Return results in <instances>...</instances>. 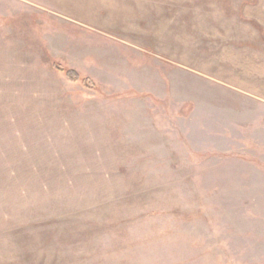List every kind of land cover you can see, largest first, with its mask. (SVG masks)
<instances>
[{"label": "rangeland", "instance_id": "374dc122", "mask_svg": "<svg viewBox=\"0 0 264 264\" xmlns=\"http://www.w3.org/2000/svg\"><path fill=\"white\" fill-rule=\"evenodd\" d=\"M0 264H264V0H0Z\"/></svg>", "mask_w": 264, "mask_h": 264}, {"label": "trees", "instance_id": "16d2710c", "mask_svg": "<svg viewBox=\"0 0 264 264\" xmlns=\"http://www.w3.org/2000/svg\"><path fill=\"white\" fill-rule=\"evenodd\" d=\"M57 71L63 72L71 81H80L85 87L94 89L96 88V83L92 78L81 76L76 70L67 68L60 63L53 64Z\"/></svg>", "mask_w": 264, "mask_h": 264}]
</instances>
